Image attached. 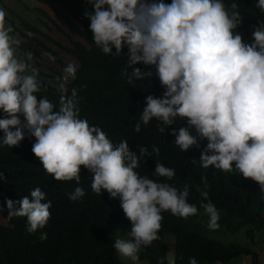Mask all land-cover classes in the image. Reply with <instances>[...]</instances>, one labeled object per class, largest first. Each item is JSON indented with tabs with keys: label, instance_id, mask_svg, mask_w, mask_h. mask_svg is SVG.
Listing matches in <instances>:
<instances>
[{
	"label": "clouds",
	"instance_id": "obj_1",
	"mask_svg": "<svg viewBox=\"0 0 264 264\" xmlns=\"http://www.w3.org/2000/svg\"><path fill=\"white\" fill-rule=\"evenodd\" d=\"M86 2L92 10L85 11L84 16L95 46L103 54L113 56H120L126 48V67L131 69L127 73L129 83L153 75L151 70L133 67L139 62L154 67L164 89L160 97H145L133 130L140 132L142 125L155 120L157 131L163 134L165 127L185 120L183 126L170 130L172 142L181 152L200 148V142L206 140L199 156L201 168L238 172L264 193V22L253 26L248 42L237 30L242 17L235 2ZM255 6L264 12V0H256ZM12 32L6 13L0 8V147L18 146L26 135L34 137L31 151L56 181L79 185L80 167L87 169L92 174V192L100 196L103 190L110 199L118 198L131 224L127 232L130 238H116L113 248L132 264H141L139 253L159 239L163 212L182 219L197 214V206L188 202L189 186L164 182L173 178L175 170L159 162L151 175L163 181L141 175L137 171L140 161L149 155L158 156L159 148L153 145L149 153L143 145L130 150L124 139L111 142L99 126L80 118L76 89L71 95L62 94L58 107L47 97L40 96L38 100V69L18 56V41ZM45 55L49 61L55 60L50 53ZM25 56L31 59L32 53ZM76 70L77 65L69 62L63 68L62 80L75 79ZM4 179L0 173V180ZM201 183L203 187L196 190L207 202L200 206L207 214L208 229L216 230L219 213L209 200L204 177ZM84 195L83 188L77 186L68 199L78 201ZM42 201L45 192L40 187L19 200L6 198L7 219L26 217L29 233L43 229L50 218L51 201ZM46 238L47 234L41 232L40 239ZM175 260L169 256L167 264H175ZM188 264L198 261L190 257Z\"/></svg>",
	"mask_w": 264,
	"mask_h": 264
},
{
	"label": "trees",
	"instance_id": "obj_2",
	"mask_svg": "<svg viewBox=\"0 0 264 264\" xmlns=\"http://www.w3.org/2000/svg\"><path fill=\"white\" fill-rule=\"evenodd\" d=\"M164 2L170 3L171 0ZM232 2L237 4V11L242 17L237 30L245 41L250 42L253 26L264 22V12L249 0H225L226 4ZM49 5L82 38L72 39L67 47L58 43L77 59L79 68L75 79H71L66 87L39 79L41 91L37 99L47 97L58 107L59 97L62 94L71 95L72 89H76L80 118L86 119L92 126H99L113 143L126 140L130 150L135 151L138 145H143L151 153V146H157L159 155L144 157L137 171L163 181V178L151 175L155 163L173 168V178L164 182L176 187L187 184L188 202L197 206L196 215L183 219L167 211L162 213L159 239L141 251L148 263L167 264L169 237L173 236L175 264H188L190 257H195L198 264H224L240 256H249L252 264H263L259 252L250 245L238 242L224 244L209 236L206 229L208 217L200 206L207 201H202L196 190L203 187L201 177H204L208 184L209 200L219 213V227L216 230L236 233L244 229L252 240L262 234L264 242V193L259 191L258 185L238 172H222L211 166L201 168L199 156L206 140L200 142V148L193 147L181 152L172 142L174 137L170 130L183 126L185 120H177L175 124L165 127L163 134L157 131L158 122L155 120L147 126L142 125L140 132H135L133 126L145 106V97L149 94L160 97L164 91L155 76L154 67L139 62L133 65L142 71L151 70L153 75L143 80L132 79L129 83L127 73L131 69L126 67L127 49L124 48L120 56H113L103 54L95 46L88 28L89 21L84 16L85 11L92 10L86 0H49ZM57 6L62 7L69 16L59 12ZM40 11L47 15L44 10ZM19 17L26 30L51 39L33 23ZM28 31L19 30L21 35L34 39L27 35ZM39 43L55 57L58 64L66 66L48 45L41 41ZM0 118H3V113H0ZM20 119L23 121L22 116ZM34 142V137L26 135L18 146L0 147V173L5 178L0 180V209H3L1 212L7 219L6 198L19 200L29 195L30 190L40 187L45 192L42 203L51 201L50 218L46 226L35 233L27 231L26 217H13L7 219L8 224L0 223V264H124L112 245L118 233H123L125 239L130 238L127 232L131 224L120 208L118 198L110 199L103 190L100 196L93 193L90 188L92 174L83 166L80 167L79 185L74 181H56L43 170L32 153ZM77 186L83 188L85 195L78 201H70L68 194ZM41 232L47 234L46 239H40Z\"/></svg>",
	"mask_w": 264,
	"mask_h": 264
},
{
	"label": "rangeland",
	"instance_id": "obj_3",
	"mask_svg": "<svg viewBox=\"0 0 264 264\" xmlns=\"http://www.w3.org/2000/svg\"><path fill=\"white\" fill-rule=\"evenodd\" d=\"M252 3L256 4V0H249ZM0 8H2L6 13V21L12 27L13 35L18 41L17 45H15L16 53L21 58L26 60V63L30 67H35L38 69V79H43L45 81L54 82L56 84H62L64 87L71 81L62 80L63 76V68L64 66L58 64L55 60L49 61L46 50L43 49L39 41L43 42L45 45H48L53 51L57 53L58 58L64 63L68 64L69 62L74 63L79 68V63L77 59L69 54L62 46L67 47L71 44V40H82L78 34L71 30L68 23L65 19L60 16L55 9H53L49 5V0H0ZM58 11L62 14L68 15L65 10L57 6ZM40 10H44L45 13H42ZM13 13L15 14L12 15ZM20 16L29 22L33 23L37 26L41 31L47 33V35L51 38H44L37 32H30L23 27L22 19L20 20ZM51 18V19H50ZM24 29L28 31L27 35L30 37H34V39L21 35L19 30ZM62 45V46H60ZM31 52V59H28L25 56V53ZM0 223H7V220L3 218L0 213ZM207 233L211 238L220 240L224 244H228L230 242H238L241 244H248L253 249L257 250L260 254V260L264 264V242L262 234H258L254 240L250 239L245 230L241 229L236 233L231 232H219V230H208L206 227ZM118 238H124L123 233L117 234ZM169 249L167 256H171L175 260V252H174V238L173 236L169 237ZM139 259L141 264H149L147 258L140 252ZM124 264H132L130 259L122 257ZM222 264V263H217ZM224 264H252L251 258L249 256H240L236 259H231Z\"/></svg>",
	"mask_w": 264,
	"mask_h": 264
}]
</instances>
